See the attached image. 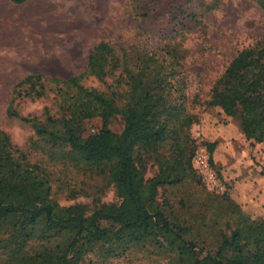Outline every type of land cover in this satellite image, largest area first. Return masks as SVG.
I'll list each match as a JSON object with an SVG mask.
<instances>
[{
  "label": "rangeland",
  "instance_id": "1",
  "mask_svg": "<svg viewBox=\"0 0 264 264\" xmlns=\"http://www.w3.org/2000/svg\"><path fill=\"white\" fill-rule=\"evenodd\" d=\"M261 39L264 10L256 0H25L18 5L0 0V132L46 178L49 198L59 207L117 204L112 184L98 168L83 163L66 144L53 146L28 124L6 118L11 89L33 74L59 81L79 76L100 41L114 50L119 68L103 80L84 76L81 86L123 94L124 67L168 77L167 103L179 109L169 127L179 132L169 131L156 156L170 160L179 148L183 171L178 182L156 189L155 202L185 230V240L202 254L213 252L239 217L264 223V143L245 139L236 118L206 106L212 84L230 60ZM43 85L41 97L14 100L21 117L59 118L60 98L50 83ZM99 126L97 117L85 120L80 137ZM108 128L120 133V115ZM159 160L144 161L145 178L157 174ZM168 257L165 248L145 242L115 258L87 252L81 264H167ZM1 259L0 250V264Z\"/></svg>",
  "mask_w": 264,
  "mask_h": 264
},
{
  "label": "trees",
  "instance_id": "2",
  "mask_svg": "<svg viewBox=\"0 0 264 264\" xmlns=\"http://www.w3.org/2000/svg\"><path fill=\"white\" fill-rule=\"evenodd\" d=\"M10 1L18 5L25 0ZM256 2L264 10V0ZM118 68L114 50L100 41L79 76L59 81L33 74L12 87L6 118L28 124L53 146L66 144L83 163L98 168L112 184L118 203L91 210L82 205L59 207L49 198L46 178L0 132L1 264H81L87 252L115 258L145 242L165 248L170 254L167 264H264V223L241 216L215 251L202 254L195 243L184 239L185 230L156 205V189L178 182V172L183 171L179 148L170 160L156 156L169 131L179 132L169 127L179 109L167 103L168 77L148 75L145 67L135 72L124 67V95L80 85L84 76L103 80ZM43 82L50 83L60 98L59 118L46 114L41 122L21 117L14 100L41 97ZM206 106L236 118L245 139L264 143V39L242 48L230 60L212 84ZM116 115L122 120L118 134L108 128ZM95 117L100 126L81 138L83 122ZM213 147L206 145L209 155ZM148 156L160 162L157 174L145 178Z\"/></svg>",
  "mask_w": 264,
  "mask_h": 264
},
{
  "label": "built area",
  "instance_id": "3",
  "mask_svg": "<svg viewBox=\"0 0 264 264\" xmlns=\"http://www.w3.org/2000/svg\"><path fill=\"white\" fill-rule=\"evenodd\" d=\"M199 162H200L201 164L203 163V161H202L201 159L199 160Z\"/></svg>",
  "mask_w": 264,
  "mask_h": 264
}]
</instances>
